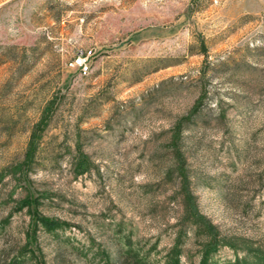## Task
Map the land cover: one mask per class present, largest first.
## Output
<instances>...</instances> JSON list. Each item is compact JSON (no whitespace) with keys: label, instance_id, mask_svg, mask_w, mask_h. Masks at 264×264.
<instances>
[{"label":"rangeland","instance_id":"rangeland-1","mask_svg":"<svg viewBox=\"0 0 264 264\" xmlns=\"http://www.w3.org/2000/svg\"><path fill=\"white\" fill-rule=\"evenodd\" d=\"M179 157L210 263L264 249V0H0V264H201Z\"/></svg>","mask_w":264,"mask_h":264},{"label":"trees","instance_id":"trees-1","mask_svg":"<svg viewBox=\"0 0 264 264\" xmlns=\"http://www.w3.org/2000/svg\"><path fill=\"white\" fill-rule=\"evenodd\" d=\"M52 104L48 105L42 112V117L40 122L37 124L35 129L33 130V134L31 137L32 145L29 147L26 158L23 164L19 165L20 169H25L29 166V164L34 160V157L37 153V144L36 142L41 138V133L38 131L43 127V125H47V118L49 116ZM199 112V104L192 111L190 118L196 116ZM184 120V119H183ZM186 120V118H185ZM184 121H180L176 125V138L171 144L173 147H177L178 144V136L179 132L182 130ZM181 133V132H180ZM178 141V142H177ZM179 153V152H178ZM177 174L181 180L180 186V196L182 200V205L184 207V214L182 218V226L184 228L185 233H187L188 225H193L196 227L197 237L203 238L204 243L202 246L203 259L201 264H218V263H210L211 256L216 253L221 247H230L231 249H237V245L235 241H231L230 239L222 238L218 229L199 211L197 205V199L194 197L191 189L190 178L188 172L184 167V161L182 158H178V168ZM88 171V165L86 163H81V167L79 168L78 173L83 174ZM42 226L48 229H54L59 226V223H56L53 220L42 218ZM248 257L243 261H238L237 264H264V249L261 247H255L252 243L246 245ZM256 248V249H255ZM120 264H147L146 261H143L139 255L134 253H125L120 256ZM171 264H180L179 260L173 259Z\"/></svg>","mask_w":264,"mask_h":264},{"label":"built area","instance_id":"built-area-1","mask_svg":"<svg viewBox=\"0 0 264 264\" xmlns=\"http://www.w3.org/2000/svg\"><path fill=\"white\" fill-rule=\"evenodd\" d=\"M94 54L93 50H80L74 58L67 63V67L70 70L78 72L81 76H87L92 70V58Z\"/></svg>","mask_w":264,"mask_h":264}]
</instances>
